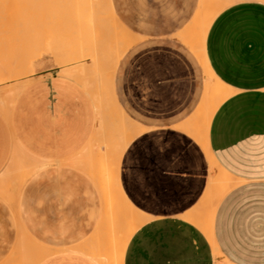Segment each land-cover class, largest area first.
<instances>
[{"label":"crops","instance_id":"crops-1","mask_svg":"<svg viewBox=\"0 0 264 264\" xmlns=\"http://www.w3.org/2000/svg\"><path fill=\"white\" fill-rule=\"evenodd\" d=\"M206 2L109 0L121 31L101 78L133 135L108 148L103 173L84 158L111 112L90 97L84 65L42 66L0 87V264H99L112 172L124 195L114 193V210H125L119 233L140 218L122 264H221L213 242L231 264H264V0H216L204 10ZM204 62L224 84L219 100L207 98ZM110 121L122 125L117 115ZM209 219L211 237L198 225ZM19 241L45 255L19 252Z\"/></svg>","mask_w":264,"mask_h":264},{"label":"bare ground","instance_id":"bare-ground-1","mask_svg":"<svg viewBox=\"0 0 264 264\" xmlns=\"http://www.w3.org/2000/svg\"><path fill=\"white\" fill-rule=\"evenodd\" d=\"M103 2L105 3V8H104L105 11L109 12V10H108V8L110 9L109 0H103ZM215 4H216V0H207L206 5L204 6V10L206 8H211ZM100 6L101 5H99V0H38L39 11H37V13H38V16H40V19L38 18L37 25H40L43 29H38V31L36 30V32H38V35L41 36L38 40V43L40 44V46L36 45L38 48L37 52L35 53L36 58H40L43 55V53H45V52L48 53V51L51 53L53 51L56 53V55H58L61 51H63V49H61L62 47L64 48L66 45H68L67 47H69V45H71L69 47L71 49V47H73L74 44H76V46L77 45L80 46V48H81V52L78 49L80 53H75V54H77V56H75V58L73 57L74 60L78 59V58L80 59V57L87 56V55H91V56L95 55V57H97L96 56L97 54L95 52L96 50L93 51L94 45L96 47L99 44H102V42H100V41L105 39L104 38V32H103L104 27H102L105 25H102L103 22L101 21V23H102L101 24L99 21V19L102 18L101 14L103 13L102 11H100V9H101ZM30 8L32 9L30 0H0V45H1V40L4 39L5 35L7 33H9L8 35H10L11 32L12 33L10 36H17L16 37L17 40L21 36V37H23V40H24V38H26L24 40V43L25 42L27 44L30 43V42H28V40L33 35L32 20L29 16V11H31ZM109 15H110V12H109ZM204 18H205V14H204ZM211 18H212V16H210L209 18L206 19V21L203 25V28L201 30L200 38H199L200 49H202V51H201L202 56H203V44H204L205 31H206V28L208 27V24H209ZM18 20H20L22 23L18 24L17 23ZM104 20H105V18H104ZM97 25H100L102 28L100 26H97ZM123 26H124L123 24H120V28H122V30H123ZM106 29H109V28L106 27ZM105 32H107V31H105ZM70 38L72 41L69 40ZM8 39H10V37ZM8 39H6V40L8 42H10ZM119 39L124 40L122 38V36H120ZM114 41H115V39H113L109 43H112L114 45V48H115V42ZM105 42H106L105 44H107L108 40L105 39ZM72 43H73V45H72ZM44 44L48 45V48H42V46L44 47ZM10 45H13V44H10ZM4 46L1 45V48H0L1 54H2L1 49ZM107 46H105V47L102 46V48L103 47L107 48ZM59 47H61V48H59ZM83 47H86V48L83 49ZM91 47H92V51H90ZM99 47L101 49V46H99ZM108 48H109V46H108ZM57 49L59 50V52ZM73 49H76V48H73ZM73 49H72V51H73ZM5 50H7V49H5ZM10 50H11V46H10ZM31 50L32 49L28 45L22 47V49L19 50V54H18V57H19L18 61L19 62H17V63H19V64L22 63L19 67V70H18L20 75L24 73V64H23V62H20V60L22 58L21 56H23V53L25 55L31 53ZM45 50H48V51H45ZM13 52H14V55H12V57L13 56L16 57L17 55H15V51H13ZM13 52H11V53H13ZM97 52H101V51H97ZM114 52H115V49H114ZM115 53L117 54V52H115ZM1 54H0V76H2V78H3V77H5V75H8L10 73H13V71H15L14 67L12 66V65H14L12 63L15 59L12 60L11 59L12 57H9L11 55L10 51L8 52V54L6 56H4V55L2 56ZM62 54L64 55V53L62 52L60 54V56ZM99 54H102V53H99ZM52 55H53V53H52ZM61 58H63V56H61ZM16 60H17V58H16ZM59 60H57V61H59ZM94 60H95V58H94ZM63 61L64 60H62V62ZM65 62H66V60H65ZM58 64H61V63H58ZM203 66H204V69L208 75V80L206 81V84H205V88L207 91L206 94L208 95V97L207 96L206 97L212 99L216 96L215 99L219 100L220 96L222 94L221 95H218V94H220L221 92L224 91L223 90L224 84L214 74H212L208 70L205 62L203 64ZM75 70L76 69L70 70V71H75ZM67 71H68V69H67ZM78 71H79L78 74H82V76H84V74L81 73L80 69H78ZM71 75H72V73H71ZM74 77H75V75H74ZM203 144H204L205 150L207 151V147H206L207 146V137L204 138ZM209 162H210V167L212 168L214 163H215L213 156L209 157ZM38 165H40V164L38 163ZM29 167L31 168V166H29ZM35 167H36V165L32 167V170ZM113 170L115 171L114 166H113ZM226 175H227L226 170L222 167H219L218 168V180H219V182H220L221 178L226 177ZM106 182H107L106 183L107 186L103 191V197H104L105 201L108 203V209H106L105 214H104L105 220L100 221L98 223L97 230L100 231V229H103V226H105V228L109 227L108 228L109 231H108V235L106 238V244L104 245V247H103V245H101L103 243L98 244L99 246L101 245L102 248H99L101 250L98 249L94 252V254H95L94 257L96 259V255H98L97 262H99V264H100L99 259L100 260L103 259V261H105L104 262L105 264H122L126 244L129 240L131 234H132L133 227L137 223L140 222V218L136 217V216H134V217L130 216V218L126 221V224H125V226L127 227V234H120L119 233L121 228H122L120 226L119 219H120V217L124 216L125 210H124V208H122L118 212H116L114 210V208H113L114 199H115L114 193L116 192V190L118 191L119 199H121V198L124 199V195L116 187V183L114 182V172H112L110 175H108L106 177ZM221 185L224 186V183L218 184V190H217L218 199H220L224 193V190H222L223 187ZM209 221H210V219H209ZM207 222H204V220H203V223L201 221L198 225L201 228L203 227L202 229L204 230V232L211 237V234H212L211 225L212 224H211V221L208 223ZM98 241L99 240H97L96 243ZM93 243L95 244V242L91 241V244H89V245H91V248H92ZM116 243L120 244V246H119V250H118L117 254L115 255V254H113L112 248L114 245H116ZM213 244H214L215 253L218 257L217 259L220 261V263L221 264H231L230 262H228L227 260H225L221 256V254L218 251L214 242H213ZM40 248L42 251V247H40ZM103 261L101 260L102 264H103Z\"/></svg>","mask_w":264,"mask_h":264},{"label":"rangeland","instance_id":"rangeland-1","mask_svg":"<svg viewBox=\"0 0 264 264\" xmlns=\"http://www.w3.org/2000/svg\"><path fill=\"white\" fill-rule=\"evenodd\" d=\"M30 1H31L32 9L30 8L31 11H29V16L32 20V26H33V35L28 40V42H30V43L29 44H27L26 42L24 43V40L26 38H24V40H23V37H21V36L20 37L18 36L20 40L19 39L17 40V38H16L17 36H10L12 32L10 33V35H8L9 33H7L4 37V39L1 40V45H3V46L5 45V46L2 47V49H1L2 54L1 53L0 54L2 56L3 55L6 56L8 54V52L10 51L11 55L9 57H12V55H14L13 51H15V55H17V56L16 57L13 56L11 59L16 60V58H17V60L13 61L12 64H14V65L11 64L15 69V71H13V73L5 75V77H3V78H2V76H0V87H4V86L6 87L7 84H10V83H14V82L16 83L18 80L34 73L37 69L41 68L42 66L43 67L44 66L57 67V68L65 69V68L79 66L80 64H83L84 65L83 67L85 68V70L88 73V74H86L88 85H89V87L91 86V88H92V90L89 91L91 94L88 92L90 97L93 98L96 94L99 97L101 96L103 99H106L107 106L110 107L109 110L111 112V114H109V115H106V113L104 114V112H103L102 118L100 120H98V122H97L98 126L95 128V133L93 135V138L91 139V143H90L89 148H88V151H91L92 156H90V158H84V160H86L87 162L89 161V163L92 167L96 168V170H101V172L103 173L104 170L102 167L106 164V160L109 157L108 153H107L108 148H111L114 144H120L121 145V144L127 142L133 135V131L131 130V125L122 117V115L119 113L117 108H115V106L113 105V103L111 101V95L108 91H106L105 82L101 78V76L104 74V72L112 71L113 66L115 65L113 63V60H114L113 55H114V49L115 48H114V45L112 43H109V42H111L113 39H115L119 35L120 30H119L118 24L113 20V18H111L110 16L107 15V11H105L104 4L102 2L101 10L103 13L101 14L102 18L99 19V21H100V23L102 21L103 24L102 23L101 24L105 25L106 27L109 28V29H106L105 26H102V27H104L103 28L104 38L106 40H108V42H107V44H105L106 43L105 39H103L102 41H100V42H102V44H99L96 47L94 45L93 51L96 50L95 52L97 54V57H96L97 62L95 65H93L91 59H85V60H81V61H76V59L74 60L73 57L75 58V56H77V54H75V53H80L81 48L78 45L76 46V44H74L75 45L74 46L73 43H72L73 47H71V49L69 48L71 45H69V47H67L68 45H66L64 48L59 47V48L63 49V51H61L58 55H56V53L53 51H52V53H53V55H52L51 52H49L48 50H45V51H48V53L45 52V53H43V55L40 58H36L35 53L38 50L37 46H40V44L38 43V40L41 37L38 35V32H36V30L38 31V29H43V28L40 25H37V20H38V18L40 19V16H38V13H37V11H39V7H40V6L38 7V0H30ZM104 18H105V20H104ZM17 23L21 24L22 22L20 20H18ZM100 25H97V26H100ZM105 31H107L108 33ZM126 34H127V39H128L127 43H126V44H128L126 46V48H127L133 42V37L128 33V31H126ZM7 35L10 37V39H8L9 37ZM6 39H8L10 42H8ZM69 40H71V38ZM10 44H13V45H10ZM1 45H0V48H1ZM27 45L32 50H31V53H29L27 55H25L23 53V56H21L22 58H21L20 62H23V64H24V73L20 75L18 70H19V67L22 63L21 64L17 63V62H19L18 61V59H19L18 54H19V50L22 49V47L27 46ZM107 45L109 46V48ZM10 46H11V50H10ZM99 46H101V49ZM102 46H104V47L107 46V48H104V47L102 48ZM4 48L7 50H5ZM42 48H48V45L44 44V47L42 46ZM73 48H76V49H73ZM85 48L86 47H83V49H85ZM72 49H73V51H72ZM78 49L80 50V52ZM90 49H91L90 51H92V47ZM97 51H101V52H97ZM11 52H13V53H11ZM58 52H59V50H58ZM62 52L64 53V55L63 54L61 55V56H63V58H61V56H60V54ZM99 53H102V54H99ZM56 59L59 61H57ZM62 60H64V61L62 62ZM65 60H66V62H65ZM58 63H61V64H58ZM7 87H10V86H7ZM116 115H117V119H119L120 122L122 121V125L120 124L119 126L118 125L114 126L113 121H110V118L112 116H116ZM102 149L106 151V154H103L102 157H100V156L95 157L94 154L100 155L98 150H102ZM103 159H105V160H103ZM226 181H227V177L221 178V180H220V183H224V188H223L224 191L227 189V187L225 185ZM228 182H229V180H228ZM108 228H106L107 231H109ZM116 246L119 247L120 244L116 243V245L113 246V248H112L113 252L115 251ZM17 249L19 252L31 253L32 255H34L37 258L45 255V253L43 252L44 248H42V251H41L40 247H38V248L34 247L33 250L31 249L32 250L31 251L30 246L27 247L23 241H19L17 243Z\"/></svg>","mask_w":264,"mask_h":264}]
</instances>
